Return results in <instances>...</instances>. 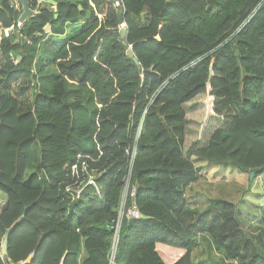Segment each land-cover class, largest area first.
Returning a JSON list of instances; mask_svg holds the SVG:
<instances>
[{"label": "trees", "instance_id": "16d2710c", "mask_svg": "<svg viewBox=\"0 0 264 264\" xmlns=\"http://www.w3.org/2000/svg\"><path fill=\"white\" fill-rule=\"evenodd\" d=\"M14 1L0 0V264H200V239L205 264H264V213L252 233L233 202L188 201L201 175L183 149L186 104L208 92L221 124L194 155L264 175V0H29L6 36ZM90 174L100 194L73 200Z\"/></svg>", "mask_w": 264, "mask_h": 264}, {"label": "rangeland", "instance_id": "374dc122", "mask_svg": "<svg viewBox=\"0 0 264 264\" xmlns=\"http://www.w3.org/2000/svg\"><path fill=\"white\" fill-rule=\"evenodd\" d=\"M48 71H54V66L49 67ZM186 109L187 133L183 149L200 168L201 175L200 180L187 190L188 201L194 205L198 204L201 209L207 206L210 199L233 202L240 209L243 227L256 233L262 224L264 213V175L254 179L252 172H242L230 166L212 165L196 157L194 151L208 144L213 131L220 126L221 118L214 113L213 96L208 92L188 102ZM4 197L5 193L0 190V199ZM75 197L78 198L77 194ZM200 241L201 244L193 252V260L205 264L209 245L204 239Z\"/></svg>", "mask_w": 264, "mask_h": 264}, {"label": "built area", "instance_id": "2783aa9c", "mask_svg": "<svg viewBox=\"0 0 264 264\" xmlns=\"http://www.w3.org/2000/svg\"><path fill=\"white\" fill-rule=\"evenodd\" d=\"M37 1H38V3H42L43 0H37ZM110 1H111V3H112V6L115 7L116 9H118V10H123V11L125 10V7H124V0H110ZM93 6H94V5H93ZM13 7L16 8V9H18V10H21V9H22L19 0H15V1H14V3H13ZM94 7H95V6H94ZM95 12H96V14L98 15V17H99L100 19H102V18L104 17V14H100V13H98L97 10H95ZM22 27H23V23H22L21 21H18V22L16 23V25H14V27H11V28H7V29H5V34H6V36H9V35H11V34L13 33V28H14V31H15V30L18 31V30H19L20 28H22ZM121 27L125 28V24L123 23V24L121 25ZM130 155H131V159L134 160V158H135V156H136V149H135L134 151H132V154L130 153ZM86 169H87V165H86L85 163H82V171H83V172H84V171H85V172H88V171H86ZM76 170H77V165H74V166H73V173H75ZM88 184L93 185V186L96 188L97 193L100 194V191H99V188H98V186H97V184H96L95 178H94L93 175L90 174V176H89V178H88V180H87L86 183H85V182H81V184H79V185L77 186V189H78V190H77V196H79V194H80L82 188L85 187V186H87ZM71 189H72L71 187L68 188V190H71ZM131 195L134 196V192H133V191L131 192ZM131 209H132V210H131ZM131 209H130V210L128 211V213H127L128 216H130V217H139V212H138L136 206H134V207L131 208ZM123 214H124V213H121V216H123Z\"/></svg>", "mask_w": 264, "mask_h": 264}, {"label": "water", "instance_id": "95a60500", "mask_svg": "<svg viewBox=\"0 0 264 264\" xmlns=\"http://www.w3.org/2000/svg\"><path fill=\"white\" fill-rule=\"evenodd\" d=\"M19 2H20V4L22 5V8H23V12L21 14L20 21L22 23H25L29 19L30 16H32V15H34L36 13L31 8L29 0H19ZM49 2H51L55 6V9L57 10L58 3L55 0H49ZM122 17H123V14L120 15L121 19H122ZM122 34H123V36H125V34H126V30L125 29L122 30ZM128 53H129V55L133 56V52H132L131 49H129ZM254 174L255 173L252 172V175H254ZM23 218H24V215H23V217L21 219H23ZM131 220H133V218H131ZM14 228L15 227H13L11 230H9L7 232V234L5 235V238H4L3 242H2L1 252L4 255L7 252V245H8L9 237H10L11 232L14 230ZM5 262L8 263V258L6 256H5ZM22 264H25V263H22Z\"/></svg>", "mask_w": 264, "mask_h": 264}, {"label": "crops", "instance_id": "0c3cea01", "mask_svg": "<svg viewBox=\"0 0 264 264\" xmlns=\"http://www.w3.org/2000/svg\"><path fill=\"white\" fill-rule=\"evenodd\" d=\"M21 7H22V5H21ZM20 12H21V14H22V12H23V8H22V10H20ZM21 17V16H20ZM51 27H50V25H47L46 27H45V31L46 32H51V29H50ZM3 28L0 26V39L2 38V35H3V30H2ZM4 32H5V29H4ZM164 259L165 260H167L168 259V255L166 254V256H164Z\"/></svg>", "mask_w": 264, "mask_h": 264}, {"label": "bare ground", "instance_id": "6f19581e", "mask_svg": "<svg viewBox=\"0 0 264 264\" xmlns=\"http://www.w3.org/2000/svg\"><path fill=\"white\" fill-rule=\"evenodd\" d=\"M19 21H20V19H19ZM15 25H16V24H15ZM23 25H24V23H23ZM12 27H14V26H12ZM13 31H14V28H13ZM15 31H16V30H15ZM88 185H91V184H88ZM71 188H72L71 190H68V189H67V190L73 194V200H74V199L76 198L75 195L77 194V190H78V189H77V188H74V187H71ZM84 188H85V187L82 188V190H81L79 196H77L78 198L81 196V193H82V191L84 190Z\"/></svg>", "mask_w": 264, "mask_h": 264}, {"label": "clouds", "instance_id": "9594fccd", "mask_svg": "<svg viewBox=\"0 0 264 264\" xmlns=\"http://www.w3.org/2000/svg\"><path fill=\"white\" fill-rule=\"evenodd\" d=\"M139 216H141V215L139 214ZM131 218H136V217H131ZM28 263H30V261H29ZM25 264H26V263H25Z\"/></svg>", "mask_w": 264, "mask_h": 264}]
</instances>
